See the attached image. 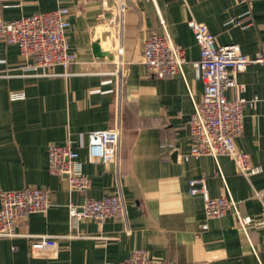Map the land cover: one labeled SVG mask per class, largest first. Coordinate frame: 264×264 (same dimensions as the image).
Masks as SVG:
<instances>
[{"label": "crops", "instance_id": "crops-1", "mask_svg": "<svg viewBox=\"0 0 264 264\" xmlns=\"http://www.w3.org/2000/svg\"><path fill=\"white\" fill-rule=\"evenodd\" d=\"M0 0L4 20L69 10L65 35L75 60L37 75L18 45L0 38V193L25 186L46 189L50 205L0 237V264H118L131 250L152 264H264V228L242 229L233 212L207 218L201 193L189 180L203 177L208 195H231L241 216L257 217L264 189V64L235 74L245 85L243 130L236 148L260 171L248 177L226 155L188 154V125L203 92L192 61L199 47L187 20L193 17L218 45L235 43L253 58L264 42V0ZM163 22V24H162ZM167 34L184 51L182 72L156 77L143 62L145 41ZM124 76L118 91L116 61ZM232 99V87L225 91ZM119 115V116H118ZM119 120L117 161L87 159L88 133ZM71 140L89 187L70 192L67 179L48 170V147ZM120 194L124 214L102 221L72 218L71 202ZM205 225V228L202 226ZM40 235L57 237L56 258H36L30 245Z\"/></svg>", "mask_w": 264, "mask_h": 264}, {"label": "built area", "instance_id": "built-area-1", "mask_svg": "<svg viewBox=\"0 0 264 264\" xmlns=\"http://www.w3.org/2000/svg\"><path fill=\"white\" fill-rule=\"evenodd\" d=\"M123 11L127 6L124 0H117ZM69 10L61 6L45 13H35L13 20H4L0 10V38L6 43L18 45L22 55L31 58L28 65L38 70L37 75H51L54 65L68 67L75 54L69 50L66 40ZM163 24V22H162ZM199 47V59L192 61L196 75L203 81V92L194 112L188 120L191 144L189 155H226L236 165L237 171L248 177L260 171L252 165L248 154L236 148L235 139L243 130V108L255 103L259 98L247 99L242 95L245 85L235 79V74L246 70L250 63L264 64V42L255 56L244 55L237 44L218 45L215 36L204 23L193 17L187 20ZM185 61L182 47L176 44L165 32L152 34L144 43L143 62L156 77H164L182 72ZM123 61H116L113 74L117 89H121L124 76ZM232 87L235 96L228 99L225 91ZM119 116V115H118ZM87 159L117 161L121 148V126L117 119L108 129L92 130L88 133ZM78 152L69 140L64 144L52 143L48 147V170L53 175L67 179L70 192L81 193L90 184L89 178L81 172ZM189 193H201L204 201V213L207 218L220 217L233 212L240 227L253 223L264 228V189L254 190V196L260 201L257 217L241 216L238 201L231 195L211 197L207 193L203 177L189 180ZM50 205L46 189L25 186L19 190H4L0 193V237L16 236L17 227L24 223L30 214L45 212ZM124 201L120 194H107L100 198L85 197L81 204L71 202L68 212L72 218L81 220L93 218L102 221L124 214ZM206 226L203 225L202 228ZM56 236L40 235L30 245L31 255L36 258H56L59 252ZM118 264H152L145 250L135 248Z\"/></svg>", "mask_w": 264, "mask_h": 264}]
</instances>
